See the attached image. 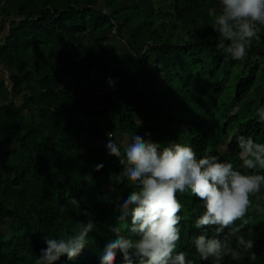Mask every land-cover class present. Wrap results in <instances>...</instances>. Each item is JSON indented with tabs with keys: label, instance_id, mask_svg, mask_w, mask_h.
<instances>
[{
	"label": "trees",
	"instance_id": "trees-1",
	"mask_svg": "<svg viewBox=\"0 0 264 264\" xmlns=\"http://www.w3.org/2000/svg\"><path fill=\"white\" fill-rule=\"evenodd\" d=\"M210 8L218 0H0V34L8 33L0 63L11 71L10 87L0 84V264H35L43 236L69 235L85 219L70 207L61 211L73 197L98 226L76 260L57 264H99L115 239L116 199L135 189L126 178L110 183L109 174L122 168L107 154L106 133L118 143L151 133L237 168V135L264 142L256 115L264 106V27L245 62L226 60L216 51L221 37ZM262 189L250 197L244 229L256 241V264H264V214H256ZM177 196L184 205L177 250L208 264L192 243L201 234L192 227L199 201Z\"/></svg>",
	"mask_w": 264,
	"mask_h": 264
},
{
	"label": "clouds",
	"instance_id": "clouds-1",
	"mask_svg": "<svg viewBox=\"0 0 264 264\" xmlns=\"http://www.w3.org/2000/svg\"><path fill=\"white\" fill-rule=\"evenodd\" d=\"M208 16L214 19V31L221 37L216 51L223 52L226 60L245 62L264 27V0H218V8H210ZM115 83L108 78L109 87L114 88ZM256 115L257 122L264 125V106ZM106 135L107 154L122 168L119 174H109L110 183L126 178L135 189L116 199V224L111 226L115 239L105 244L99 264H115L118 256L122 264H197L189 252L177 250L184 219L179 214L184 205L177 194L199 201L192 227L201 234L194 236L192 243L201 261L226 264V259L238 262L246 257L248 264H256V241L244 229L250 220V197L264 187V142L251 135H237L241 161L237 168L218 155L198 156L187 143L154 141L151 133L136 131L122 143L113 139L112 132ZM104 167L98 163L94 171L101 172ZM69 207L85 219L77 220L66 237L43 236L46 247L35 264H57L62 257L74 261L91 243L90 234L98 226L94 212L82 209L74 197L61 211ZM256 212L264 214V207L257 205ZM120 224L130 235L121 234ZM210 231L215 235L210 236Z\"/></svg>",
	"mask_w": 264,
	"mask_h": 264
},
{
	"label": "crops",
	"instance_id": "crops-1",
	"mask_svg": "<svg viewBox=\"0 0 264 264\" xmlns=\"http://www.w3.org/2000/svg\"><path fill=\"white\" fill-rule=\"evenodd\" d=\"M7 31L3 34H0V49L3 45L4 38L7 36ZM10 77H11V71L8 67H5L0 63V84L6 83V87H10ZM0 95H3L2 92H0Z\"/></svg>",
	"mask_w": 264,
	"mask_h": 264
},
{
	"label": "rangeland",
	"instance_id": "rangeland-1",
	"mask_svg": "<svg viewBox=\"0 0 264 264\" xmlns=\"http://www.w3.org/2000/svg\"><path fill=\"white\" fill-rule=\"evenodd\" d=\"M121 45L123 46V48H126L124 43H121ZM96 75H99V76H100V73H99V74H96ZM5 98H6V97H5ZM6 102H7L6 99H4V103H6ZM101 125H102V123L99 122V126H101ZM102 130H103V131L105 130V132H106V126H103ZM106 134H107V133H106ZM106 134H104V139H105V140L108 139V137H107ZM118 140H120L119 137H118ZM11 150H12L11 147H9L8 152L11 153ZM225 150H226L225 152L228 153V151H227V150H228V149H227V145L225 146ZM262 192L264 193V190H263V189H262ZM259 198H260V195H258V196L256 197V201H258ZM252 213H254V211H252L251 214H252ZM251 214H250V215H251ZM256 214H258V213H256ZM258 215H260V214H258ZM254 219H255V218H254ZM4 231H5L7 234H9V224L5 225V227H4Z\"/></svg>",
	"mask_w": 264,
	"mask_h": 264
}]
</instances>
